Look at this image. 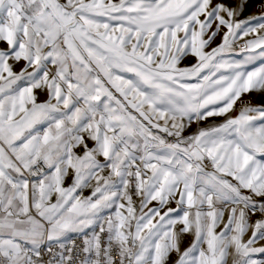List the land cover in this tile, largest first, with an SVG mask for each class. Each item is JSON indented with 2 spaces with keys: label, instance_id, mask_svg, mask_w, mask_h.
I'll return each mask as SVG.
<instances>
[{
  "label": "snow or ice",
  "instance_id": "1",
  "mask_svg": "<svg viewBox=\"0 0 264 264\" xmlns=\"http://www.w3.org/2000/svg\"><path fill=\"white\" fill-rule=\"evenodd\" d=\"M249 2L0 0V264H264Z\"/></svg>",
  "mask_w": 264,
  "mask_h": 264
},
{
  "label": "crops",
  "instance_id": "2",
  "mask_svg": "<svg viewBox=\"0 0 264 264\" xmlns=\"http://www.w3.org/2000/svg\"><path fill=\"white\" fill-rule=\"evenodd\" d=\"M62 2H63V0H62ZM117 2H118V0H117ZM201 19H203V17H201ZM222 35L219 34L215 38V40L211 44V47H215L216 45H218L221 42ZM7 48H8V45L6 43L0 42V49H5L6 50ZM206 50H210V49H206ZM45 51H47V49H45ZM195 62H196V58L194 56H192L191 54H189L188 56L184 57L181 60L180 66H188V65H190L192 63H195ZM9 63H12L13 64V70L15 72H17V73L24 66V61H20L19 63H14L13 61L10 60ZM31 70L32 69H29V71H31ZM34 92H35V94L37 96L38 102H42V101H44L47 98V93L41 91L40 89H36V90H34ZM250 97L253 100V103H251V105H262L261 103H264V91L256 90V91L250 92ZM239 107H240V105H237V108H239ZM222 120H223V117H214V118H210L209 121H206L204 123L205 124H211V123L221 122ZM196 127H197V125L195 123H193V125L191 126V128L188 131L191 132V131L195 130ZM89 146H92V142L91 141H89ZM74 151H78L80 154H82V151H80L78 149H74ZM100 159H103V158L101 157ZM209 170H211V169L209 168ZM71 175H72V170L70 169L69 170V177L66 178V180H65V186H67L68 184L71 183ZM104 175H107V170H105ZM94 183L95 182L93 181V184ZM90 193H91V188H86L83 191V196L86 197V196L90 195ZM155 203L156 202H153V204H155ZM168 206L175 208L176 207L175 201H171L170 200ZM165 210H167V208H165ZM107 214H108V212L106 210L105 213H104V215H107ZM227 215H228V213L226 212L225 213V222H226V219H227ZM258 218H260L259 213H257L256 216H252L251 217L250 223H253L254 224L255 220L258 219ZM222 227H223V224H221L220 227L217 228V231H220V229ZM250 236H251V229H249L248 233H246L245 240H247ZM193 238L194 237L191 234H186L185 237H184V239H183V241H182V243H181V249L183 250V249L187 248L189 246V244L191 243V241L193 240ZM255 246L256 247L264 246V240L258 241ZM253 258L254 259H257V260L264 259V254L257 253V254H255L253 256ZM177 259H178V254L175 253V252H173V253L170 254V256L168 258V261H167V264H174V262ZM228 264H232V257L231 256H229V258H228Z\"/></svg>",
  "mask_w": 264,
  "mask_h": 264
},
{
  "label": "rangeland",
  "instance_id": "3",
  "mask_svg": "<svg viewBox=\"0 0 264 264\" xmlns=\"http://www.w3.org/2000/svg\"><path fill=\"white\" fill-rule=\"evenodd\" d=\"M214 2H217V0H214ZM225 2L227 3H232V0H225ZM252 16H264V0H250L248 6L246 7L245 11L243 12V14L239 17L240 19H244V18H248V17H252ZM257 21H253V23H256ZM260 22H264V21H260ZM215 26V25H214ZM213 26V27H214ZM223 31H226V29H222L220 35L223 34ZM246 40L252 38L251 36L249 37H244ZM233 58H239L238 56H234ZM261 64H264V59L258 58L257 61L252 64L249 65V68L251 67H257ZM243 97H248L250 99L249 104L253 103L252 98L250 97V93L245 94ZM264 104V103H261ZM238 105L239 102H238Z\"/></svg>",
  "mask_w": 264,
  "mask_h": 264
},
{
  "label": "built area",
  "instance_id": "4",
  "mask_svg": "<svg viewBox=\"0 0 264 264\" xmlns=\"http://www.w3.org/2000/svg\"><path fill=\"white\" fill-rule=\"evenodd\" d=\"M245 40H246V39L243 38L242 40H238V41H237V50H238L239 44H242ZM242 99H243L245 102H247V103L250 102V99H249L248 97H242ZM133 199H134V200H137V202H138L137 197L134 196ZM86 231H87V232H91V229H87ZM71 236H72V238L77 239V237H76L75 234H71ZM77 242L79 243V240H78V239H77Z\"/></svg>",
  "mask_w": 264,
  "mask_h": 264
}]
</instances>
